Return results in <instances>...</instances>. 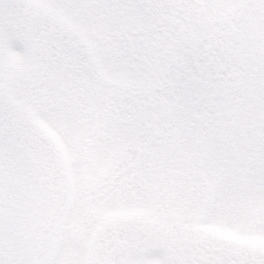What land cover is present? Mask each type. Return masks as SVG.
I'll return each instance as SVG.
<instances>
[{
  "label": "snow or ice",
  "instance_id": "6c2138e0",
  "mask_svg": "<svg viewBox=\"0 0 264 264\" xmlns=\"http://www.w3.org/2000/svg\"><path fill=\"white\" fill-rule=\"evenodd\" d=\"M0 264H264V0H0Z\"/></svg>",
  "mask_w": 264,
  "mask_h": 264
},
{
  "label": "rangeland",
  "instance_id": "374dc122",
  "mask_svg": "<svg viewBox=\"0 0 264 264\" xmlns=\"http://www.w3.org/2000/svg\"><path fill=\"white\" fill-rule=\"evenodd\" d=\"M16 47H17L18 49H22L23 46H22L21 44L17 43V44H16Z\"/></svg>",
  "mask_w": 264,
  "mask_h": 264
}]
</instances>
